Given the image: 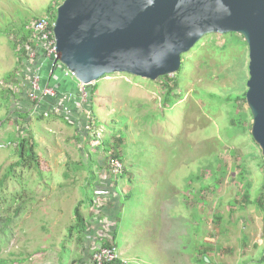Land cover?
<instances>
[{
    "label": "rangeland",
    "instance_id": "rangeland-1",
    "mask_svg": "<svg viewBox=\"0 0 264 264\" xmlns=\"http://www.w3.org/2000/svg\"><path fill=\"white\" fill-rule=\"evenodd\" d=\"M63 2L0 0V27L11 28L14 26L11 22L20 24L24 19L28 24L35 17L45 16L49 5L58 6ZM11 38L0 34V179L7 167L19 160L16 154L18 137H26L27 133L33 134L44 176L55 174L53 185H57L60 172L66 171L67 166L71 177L65 189L54 188L52 180L48 182V188L36 180V167L28 168L26 173L31 174L28 179L36 182L34 189L38 196L35 202L29 201L17 220L11 223V233L7 224H3L2 236L3 214H10L13 206L6 205L0 211V264H39L43 256L39 251L49 245L53 236L55 246H58L59 240L66 243L71 237L78 241L74 230L80 236L90 230L87 224L83 233L73 228L74 210L88 192V187L80 188L87 183L88 169L78 168L74 163L80 162L81 155L97 151L99 165L106 164L100 139L112 135L107 127L115 121L127 125L133 132L132 140L126 141L123 148L132 158L136 173L134 185L126 186L131 197L121 200L122 220L132 232L134 224L140 228L148 225L147 222H151L149 225L155 222L154 229L142 234L134 245L147 249V254L138 253L141 257H160V260L163 257V263L177 257L195 258L201 247L217 243L221 250L219 259L228 264L240 259L234 252L237 248H243L244 252L245 248L257 250L256 236L263 239L260 245L263 247L264 211L257 206V200L264 193V158L252 136L253 117L246 100L249 46L242 35L204 36L183 55L177 73L155 81L128 73L106 75L95 82L98 90L94 99L90 91L91 100L88 99L81 108L79 104H73L70 107L73 113L63 111L67 118L57 123L52 120L54 116H44L42 120L36 118L37 113L26 94L30 90L32 74L29 75L24 66L19 67L18 48L9 40ZM10 74L20 77L18 84L8 80ZM6 81L13 93H19V99L13 100V94L6 97ZM60 83L61 88L54 99L56 107L64 104L62 95L65 92L70 95L78 90V85L70 78L62 79ZM89 107L90 121L99 124L95 129L102 134H90L84 125L85 115L84 111L81 115V111ZM20 114L28 117L23 120ZM74 127L85 135L84 140L76 139L75 132H71ZM85 139L89 141L88 146L84 145ZM87 160L82 161L85 166ZM109 176L108 173L99 178L111 183ZM6 179L8 185L9 178ZM102 194L103 200L110 205V199L104 197L108 192L103 190ZM165 196L170 197L165 199ZM4 199L2 193L0 200ZM156 199L166 207L156 206ZM167 200L171 201V206L166 204L169 203ZM99 203H102L101 209H105V203ZM146 205L151 206V213L145 212ZM82 207L84 213L87 205ZM89 211L95 216L103 214L101 211L96 215L93 207ZM138 216L140 220H137ZM52 217L56 219L54 223ZM169 223L172 228L165 233L164 226ZM104 226L98 222L93 226L97 250L103 248L98 235L106 231ZM243 234L250 238L244 240ZM118 242L123 243L119 236ZM251 242L257 245L251 246ZM152 244H158L164 251L157 255L152 253L149 249ZM227 247L232 248L231 253L226 252ZM46 260L49 261L42 262L52 264V259Z\"/></svg>",
    "mask_w": 264,
    "mask_h": 264
},
{
    "label": "water",
    "instance_id": "water-1",
    "mask_svg": "<svg viewBox=\"0 0 264 264\" xmlns=\"http://www.w3.org/2000/svg\"><path fill=\"white\" fill-rule=\"evenodd\" d=\"M54 30L59 59L85 84L114 73L155 81L177 73L204 36L242 35L252 136L264 158V0H64Z\"/></svg>",
    "mask_w": 264,
    "mask_h": 264
},
{
    "label": "crops",
    "instance_id": "crops-1",
    "mask_svg": "<svg viewBox=\"0 0 264 264\" xmlns=\"http://www.w3.org/2000/svg\"><path fill=\"white\" fill-rule=\"evenodd\" d=\"M32 37H34L33 34H32ZM12 94H13L12 95L13 100H17L20 98L19 93L12 92ZM52 104H54V99H48L44 105L46 108H50ZM52 120H55L54 122L57 123L65 119L54 116ZM113 125H115L116 132H120L121 142H120V145H118V147H119V150H120L123 162H124L125 169H124V174L122 176V179L120 180L118 186H115V184L113 183V186L111 187L108 195L104 196L105 199H110V202H111L110 205L106 203L107 200L103 201L106 207L105 209L102 210L103 211L102 216H99V215L95 216L92 213H90L89 208L93 207V204L90 207L87 206L86 207L87 210L84 212L85 215L83 212L82 213L85 217L87 226L90 227V230L85 231L82 236H80V234L76 230H74V233L77 235L79 240L77 241V239L73 237H71L68 241H65L66 243H64L63 240H59L58 246H55V240L53 236L52 239H50L49 245L47 247L45 246L44 249H41L39 251L43 255L40 257L42 261L45 260V262H47L49 260H46V259L50 258L52 259L51 260L52 264H94L92 262V253L96 249L94 247L96 244V240L94 239L96 235H95L93 226L96 222H98L101 224H105L104 228L106 230L104 234L100 233V235H98V238L102 240L101 243L107 244L109 241L107 240L108 236L111 237L114 241V245L117 247L120 253L121 258L127 260L129 264H225L224 262H221V260L218 257L219 253H221V250H219V246L217 245V243L209 244L207 247L206 246L201 247L199 251L195 253L194 255L195 258L177 257V258H171L170 259L171 262H164V263L163 261L165 260V258L163 257H161V260H160V257L159 258L152 257L150 259L149 258L147 259L145 257H141L138 254V253L147 254L146 252L147 249H145L144 247H134V245L135 243L139 242V238L142 236V234H144L147 231L151 232L154 229L155 222L153 223V225H149V223L151 222H147L148 225L142 226L140 228H138V226L134 224L133 232L131 230V227H125L124 225V221L122 220V217L120 214L122 211L121 200L123 199V197L125 198L131 197V194H129L126 191L127 190L126 186L128 184H130L131 186L134 185V181L136 180V173L133 172V168L135 167L134 162L132 158L127 155V152L124 151L123 144H126V141L132 140L133 132L128 128L127 125L122 124L120 121H115ZM108 127H111V126H108ZM71 132H75L74 136L79 141L84 140L83 136L85 135L81 133L78 129L76 130L75 127H74V130L73 129L71 130ZM84 143H85L84 144L85 146H88L89 141L85 139ZM94 152L95 153L93 152L91 153L93 154V158L97 160L96 154L98 152L97 151H94ZM87 154L88 155H85V154L81 155L80 162L74 163V165L77 166L78 168H80V166L86 168L87 166L84 165L85 162L83 163L82 161L83 160L85 161L88 159L89 153ZM96 166L97 165H94V169H95L94 172L96 171L97 176L99 177V175H103L105 173V170L103 167H99L98 169H96ZM65 167H66V171H61L59 174V182L57 185H53V182L55 181V174L52 175V185L55 186L54 188L58 187L60 189H65L66 186L68 185V179L69 177H71V173L68 172L69 170L67 169V166ZM87 172L89 173V171ZM99 180L100 178H98V181H95L94 186H95V194L97 191L98 196L101 197L103 195L102 194L103 189L101 188L102 184H100ZM97 184H98V187L96 186ZM47 187L49 188L50 184H47ZM153 190H155V185H153ZM263 191H264V188H263ZM168 197L170 196H165V199ZM165 199H163L162 201L164 202ZM167 202L169 203H166V204L171 206L172 204L171 201L167 200ZM157 205L166 207V205H164L163 203H158V200L156 199V206ZM257 206L261 210L264 211V193L263 192L261 196L259 197V199L257 200ZM81 209H83V207ZM151 210H152L151 206L146 205L145 212L151 213ZM165 211L166 209L163 210L164 214H165ZM94 216L95 218H93ZM140 218L141 217L138 216L137 220H140ZM51 220H53L52 222L54 223V220L56 219L52 217ZM214 220L216 221V219ZM218 223H220L219 219H218ZM170 226H171V223H169V226H164L165 233L168 232L169 229L172 228V226L171 227ZM179 228L182 229L183 227L179 226ZM67 230L68 228L63 229V231H67ZM69 231H71L70 233L71 235H73L72 230L69 229ZM62 232H61V235H62ZM114 234H115V237H114ZM118 236L123 240V243L121 245L118 242ZM88 237L90 239H88ZM256 237L258 238V243H259V245L257 246V250L254 251L253 249L254 251L253 252L245 248L246 251L244 252L243 248H237L236 251L234 250V252L236 255L240 256V259H237L236 263H228V264H264V260H263L264 259V245L263 247L260 246L262 245L261 240L263 239H259L258 236ZM248 238H250L249 235L243 234L244 240ZM255 245H257V243L251 242V246H255ZM149 249H151L152 253L156 255L161 254L164 251V249L160 248L158 244H152L151 248ZM231 251H232V248L230 247L226 248L227 253H231ZM66 252H68V255L64 256V253L66 254ZM256 256H258L259 258H257ZM42 261L39 262V264L45 263Z\"/></svg>",
    "mask_w": 264,
    "mask_h": 264
},
{
    "label": "trees",
    "instance_id": "trees-1",
    "mask_svg": "<svg viewBox=\"0 0 264 264\" xmlns=\"http://www.w3.org/2000/svg\"><path fill=\"white\" fill-rule=\"evenodd\" d=\"M14 2H18V0H13ZM61 5V3L57 5H49V7H47L46 10V15H49L53 18L57 17V8ZM16 14H20L19 12H16ZM40 18V17H37ZM36 17L34 19H37ZM25 19L23 21H21L20 24H18L17 22H11L14 24L13 27L11 28H4L2 29L0 27V34H3L7 37H13V39H9L13 42V45L15 46V48L17 49L16 51V55H18V63L20 64L19 67H23L24 66V57H27L28 55V49L31 46H34L35 43L32 41V31H30L27 28V25L29 24H25ZM25 68V66H24ZM20 77L14 74H10V77L8 78V80L14 81L15 83L18 84ZM176 82V80H175ZM7 81L4 83L6 86H4L6 89V97L7 95L11 94L13 90L10 89L7 86ZM90 91H91V96L94 99V95L98 90V84H91L90 86ZM11 97V96H10ZM93 111L95 109L94 105H92ZM92 111V112H93ZM93 115V114H92ZM21 118H24L23 120H25L28 115L27 114H20ZM56 116V117H60L62 119H66L65 116L62 115H57V114H51L50 118ZM37 119L42 120L44 119V115H38L36 116ZM97 125H99L98 123H95ZM108 130H110L112 132V135L109 137H105L101 140L100 143V148H102L104 150V152L106 153L104 160L109 162V159L112 158H118L123 162L118 144L120 145L121 142V137H120V132H116L115 130V125H112L111 127H107ZM26 137H18V146L16 149V154L19 157V160L12 163L11 165H9V167H7V172L4 174L3 178L0 179V185H3L4 188H2V186H0V196L2 193H4V200H0V211L6 206H13V211L8 214L7 212L5 213L7 216H4V220L1 223L2 227V234L3 235V224L6 223L7 227L10 229L11 233V228L10 225L11 223L15 222L19 216V213L22 209L26 208V204L31 201V202H35L36 201V195L38 196V193L35 191L34 189V185L36 184L35 181H31L28 178L31 176V174H27L26 171L29 169H32L33 166L36 167L37 170V177L36 180L38 182H41V185H43L44 187H47V184L49 181L52 180V175H48V176H44L43 174V167L41 168V163H40V156L37 153V151L35 150V144H34V138L32 137L33 134H29ZM96 135V134H95ZM89 138V137H88ZM124 138V137H123ZM118 143V144H117ZM124 163V162H123ZM94 165H97L98 167H102L101 165H99V163L97 162V160H95L93 158V154L90 153L89 154V159L87 160V169L89 171L88 173V177L86 179V184L81 186V190L83 188H87L88 187V192H86L85 196H84V201L80 202L75 210H74V224H73V228L77 229L80 233H83V231L86 229V220L84 215L81 212V206L87 205V206H91L94 202H95V186L94 183L95 181H98V176L96 171L94 172ZM19 167V168H17ZM98 169V168H97ZM44 170H48V169H44ZM124 174V173H123ZM122 175H120V177L118 176V178H114V184L115 186H118L120 180L122 179ZM9 178V184H6V178ZM97 178V179H96ZM16 182H15V180ZM18 184V185H17ZM24 186L26 187L24 189ZM92 188V189H91ZM37 193V194H36ZM13 199V200H12ZM20 201H22V203H20ZM13 204H10V203ZM1 216V213H0ZM1 218V217H0ZM2 220V219H0ZM115 237V234H114ZM113 240H109L107 244L105 245H112L113 244ZM264 260V259H263ZM260 262V261H259ZM113 264V263H111Z\"/></svg>",
    "mask_w": 264,
    "mask_h": 264
},
{
    "label": "built area",
    "instance_id": "built-area-1",
    "mask_svg": "<svg viewBox=\"0 0 264 264\" xmlns=\"http://www.w3.org/2000/svg\"><path fill=\"white\" fill-rule=\"evenodd\" d=\"M55 24L56 17L53 18L49 15L34 19L27 25V28L32 31L34 37L32 41L35 43L34 46L29 47L27 57H24V66L25 70H28L31 78V86L27 95L29 94V100L33 107V110L37 113L36 116L44 115L50 117L51 114L62 115L63 111H66L68 114H72L71 106L73 104H79L80 108L82 105H85L87 100L90 99V85L85 84L78 80L75 76V73L71 71L60 59L57 53V41L55 37ZM29 55L32 61L29 64ZM29 68V69H27ZM70 78L71 82L78 85L77 92H73L70 95L65 92L62 95V98L65 99L64 104L60 107H56L54 104L50 108H45V102L48 99H55L58 96V89L61 88L62 79L67 80ZM94 84V83H93ZM88 92V95H86ZM70 102V104H68ZM84 111L85 115V124L90 130V134H102V131H97L95 129V122L90 121L91 119V108H87L81 111ZM74 116V115H71ZM66 117V116H65ZM67 118V117H66ZM74 118H76L74 116ZM105 173H109L111 178V183L109 181L103 182L101 179L100 184H102V189L104 192L110 191L114 183V178L120 177L124 170L123 162L118 158H110L109 162L103 166ZM100 187V186H99ZM99 201H104L102 196H98L96 191L95 202L93 207L95 214L100 213L101 209ZM97 215V214H96ZM104 234V233H102ZM107 240H111V237L108 236ZM103 248L95 250L92 254V262L94 264H129L125 259H122L117 247L114 245H102Z\"/></svg>",
    "mask_w": 264,
    "mask_h": 264
},
{
    "label": "clouds",
    "instance_id": "clouds-1",
    "mask_svg": "<svg viewBox=\"0 0 264 264\" xmlns=\"http://www.w3.org/2000/svg\"><path fill=\"white\" fill-rule=\"evenodd\" d=\"M57 14V13H56Z\"/></svg>",
    "mask_w": 264,
    "mask_h": 264
}]
</instances>
